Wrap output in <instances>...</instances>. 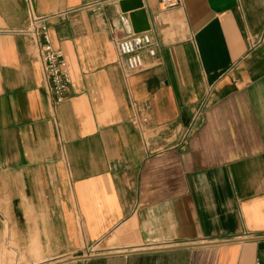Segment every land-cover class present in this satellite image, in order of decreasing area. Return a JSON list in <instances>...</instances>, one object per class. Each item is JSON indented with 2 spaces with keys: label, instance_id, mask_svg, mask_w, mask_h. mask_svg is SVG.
Instances as JSON below:
<instances>
[{
  "label": "crops",
  "instance_id": "crops-1",
  "mask_svg": "<svg viewBox=\"0 0 264 264\" xmlns=\"http://www.w3.org/2000/svg\"><path fill=\"white\" fill-rule=\"evenodd\" d=\"M120 1L0 0V264H264V0H141L157 54L129 76ZM67 10L54 108L17 31Z\"/></svg>",
  "mask_w": 264,
  "mask_h": 264
},
{
  "label": "built area",
  "instance_id": "built-area-1",
  "mask_svg": "<svg viewBox=\"0 0 264 264\" xmlns=\"http://www.w3.org/2000/svg\"><path fill=\"white\" fill-rule=\"evenodd\" d=\"M160 2L165 8H173L179 5L180 0H160ZM106 4L107 1H96L82 8L93 12H101ZM72 11L74 10H67L43 17L31 15L29 25L25 29L17 31L28 35L32 40L37 42L38 57L44 71L48 91L51 95L54 108L67 98L71 84V75L64 52L56 48L52 43L49 32V20L54 17L65 18ZM116 47L128 76L143 69L145 63L142 53L144 50H147L152 57H155L157 54V42L154 40L149 30L139 33L129 32L116 41ZM131 123L142 132L147 133L148 129H150V120L145 115H135L132 117ZM154 129L156 131V128ZM189 131V129L186 131V136ZM246 237L264 242V235L253 236L247 234ZM257 264H260V262L258 261Z\"/></svg>",
  "mask_w": 264,
  "mask_h": 264
},
{
  "label": "water",
  "instance_id": "water-1",
  "mask_svg": "<svg viewBox=\"0 0 264 264\" xmlns=\"http://www.w3.org/2000/svg\"><path fill=\"white\" fill-rule=\"evenodd\" d=\"M120 6L124 13H128L133 9H140L130 13V19L135 33L150 30L149 20L146 12L142 9L143 4L141 0H121Z\"/></svg>",
  "mask_w": 264,
  "mask_h": 264
}]
</instances>
